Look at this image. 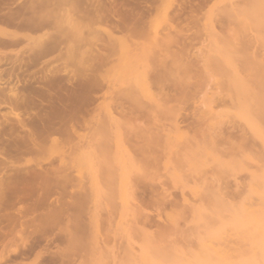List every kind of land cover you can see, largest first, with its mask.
Returning a JSON list of instances; mask_svg holds the SVG:
<instances>
[{
    "label": "rangeland",
    "instance_id": "obj_1",
    "mask_svg": "<svg viewBox=\"0 0 264 264\" xmlns=\"http://www.w3.org/2000/svg\"><path fill=\"white\" fill-rule=\"evenodd\" d=\"M260 63L264 0H0V264L194 249L186 200L238 201L255 167L230 82Z\"/></svg>",
    "mask_w": 264,
    "mask_h": 264
},
{
    "label": "bare ground",
    "instance_id": "obj_2",
    "mask_svg": "<svg viewBox=\"0 0 264 264\" xmlns=\"http://www.w3.org/2000/svg\"><path fill=\"white\" fill-rule=\"evenodd\" d=\"M249 16V21L259 20L256 14H254V17H252V15H248V17ZM248 20L243 16V22H249ZM261 65L262 63L259 64V67H261ZM258 70L259 69H257V72H259V74L256 75H258L257 77H259L261 81L260 83L262 86H260V88H252L250 83H245L244 80H242L243 77L237 73L233 74L230 82L233 88L232 95L237 94L236 97L239 103L237 115L242 120L247 121L254 136L258 139V145L260 147L258 148L260 150L257 151V155L254 158L255 167L248 171L249 177L246 184L247 187L242 191L240 189L238 201L227 200L224 196L220 195H215L207 199L211 201H209V204L206 202L207 205H204V202L198 203V205L197 202L194 204V200H186L191 210V212L189 211V214H191L190 230L187 234L192 236L193 240L191 239L192 241H190L192 244L194 241L196 247L193 249L188 239L187 241L190 245L188 244L185 248L177 247L178 243L176 245V243L173 242L174 238L177 240V237L180 236L179 231L176 232L179 229L176 226L178 229L174 232L178 233L179 236L174 237L176 234L174 233V235H171L172 238L174 237L171 240L170 235L168 236L167 234V236H165V232H169L164 230L165 235H160L162 237L161 239L158 238L160 236H157L159 241L155 240L153 241L155 244L151 242L150 245H147V242L144 247L140 246L139 254L133 255L128 260L124 261L123 264H138V262L139 264H264V67H261L262 73L261 70ZM178 134L180 137H187V132L181 131ZM42 177L44 180L45 175ZM44 181H46V179ZM94 182L93 189H96V184ZM13 187L15 186L13 185L12 189H10L14 191ZM30 188L28 187V190ZM193 193L196 194L197 191ZM9 194L11 195V193ZM9 197L12 198L11 196ZM28 197V194L27 197L24 196L25 201ZM19 200L17 199V201ZM5 201H9V199ZM5 201L3 204L6 203ZM173 217L174 215L168 217L172 223V229L173 225L177 223L176 218ZM181 231L182 233H186L183 229ZM143 233L151 239L152 234H148L146 230H144ZM182 233L181 235H186ZM158 234L159 233H157V235ZM183 236L180 237L182 238ZM166 237L170 239L169 242H166ZM149 238L148 240H150Z\"/></svg>",
    "mask_w": 264,
    "mask_h": 264
}]
</instances>
